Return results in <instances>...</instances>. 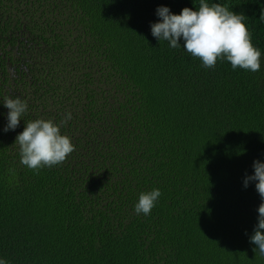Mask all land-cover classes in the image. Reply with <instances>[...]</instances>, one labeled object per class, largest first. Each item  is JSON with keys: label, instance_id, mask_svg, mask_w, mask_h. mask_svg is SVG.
<instances>
[{"label": "trees", "instance_id": "obj_1", "mask_svg": "<svg viewBox=\"0 0 264 264\" xmlns=\"http://www.w3.org/2000/svg\"><path fill=\"white\" fill-rule=\"evenodd\" d=\"M206 2L247 17L258 71L204 68L152 37L158 5L179 13L199 0H0V103H26L0 131L8 264H264L248 239L260 197L242 186L264 160V0ZM37 118L74 150L34 171L14 139ZM152 188L157 202L137 215Z\"/></svg>", "mask_w": 264, "mask_h": 264}, {"label": "clouds", "instance_id": "obj_2", "mask_svg": "<svg viewBox=\"0 0 264 264\" xmlns=\"http://www.w3.org/2000/svg\"><path fill=\"white\" fill-rule=\"evenodd\" d=\"M158 19L150 22V33L158 42L166 41L169 48H183L192 57L198 58L204 68L214 67L218 60L227 61L233 70L240 68L256 72L260 68V49L251 43L246 27L247 17L234 13L218 3L199 0L196 9L183 7L179 13H173L166 5L155 9ZM258 21L264 24V7H260ZM182 42V44L180 43ZM7 109L5 124L0 131L15 130L26 111V103L19 97H4L0 103ZM71 113L64 114V120H70ZM23 130L15 136L18 145L19 162L32 170L51 167L63 162L74 150L70 138L60 132V127L51 119L37 118L23 121ZM63 123V121H61ZM252 173L243 177L242 186L247 188L254 183L260 203L256 224L249 242L255 245L253 251L264 257V160L254 159ZM160 196L158 188L141 191L133 205V211L147 216ZM0 264L8 262L0 257Z\"/></svg>", "mask_w": 264, "mask_h": 264}]
</instances>
